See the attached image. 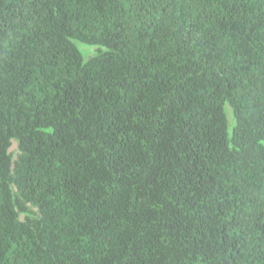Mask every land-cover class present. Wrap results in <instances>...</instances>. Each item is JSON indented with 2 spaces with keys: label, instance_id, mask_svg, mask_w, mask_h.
<instances>
[{
  "label": "trees",
  "instance_id": "16d2710c",
  "mask_svg": "<svg viewBox=\"0 0 264 264\" xmlns=\"http://www.w3.org/2000/svg\"><path fill=\"white\" fill-rule=\"evenodd\" d=\"M0 264H264V0H0Z\"/></svg>",
  "mask_w": 264,
  "mask_h": 264
},
{
  "label": "rangeland",
  "instance_id": "374dc122",
  "mask_svg": "<svg viewBox=\"0 0 264 264\" xmlns=\"http://www.w3.org/2000/svg\"><path fill=\"white\" fill-rule=\"evenodd\" d=\"M78 49L80 50L81 54L83 55V58L86 59L90 55H94L99 52V50H102L103 47L101 46H95V45H88L81 42H75ZM88 52V53H87ZM226 110L229 111V108L227 107ZM14 146H12L13 148Z\"/></svg>",
  "mask_w": 264,
  "mask_h": 264
}]
</instances>
